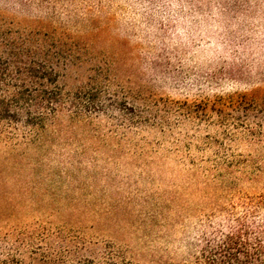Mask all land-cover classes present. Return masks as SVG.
Masks as SVG:
<instances>
[{"label":"rangeland","instance_id":"rangeland-1","mask_svg":"<svg viewBox=\"0 0 264 264\" xmlns=\"http://www.w3.org/2000/svg\"><path fill=\"white\" fill-rule=\"evenodd\" d=\"M2 39L67 68L0 121V264H201L264 193V0H0Z\"/></svg>","mask_w":264,"mask_h":264},{"label":"trees","instance_id":"trees-1","mask_svg":"<svg viewBox=\"0 0 264 264\" xmlns=\"http://www.w3.org/2000/svg\"><path fill=\"white\" fill-rule=\"evenodd\" d=\"M27 42H0V121L13 122L20 116L41 121L46 112L57 110V101L46 99L35 87L41 86L38 81L45 79L48 71L58 80L67 68V58L60 64L63 56L56 51L58 60L48 71L41 67L43 77H39L36 67L40 66L32 58L34 52ZM208 244L201 264H264V193L231 205Z\"/></svg>","mask_w":264,"mask_h":264}]
</instances>
